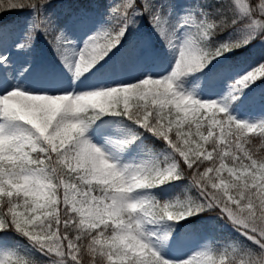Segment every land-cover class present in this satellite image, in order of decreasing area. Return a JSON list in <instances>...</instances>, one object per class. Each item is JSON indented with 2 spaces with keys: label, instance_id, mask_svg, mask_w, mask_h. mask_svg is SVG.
Returning <instances> with one entry per match:
<instances>
[{
  "label": "snow or ice",
  "instance_id": "snow-or-ice-1",
  "mask_svg": "<svg viewBox=\"0 0 264 264\" xmlns=\"http://www.w3.org/2000/svg\"><path fill=\"white\" fill-rule=\"evenodd\" d=\"M174 2L107 0L105 22L76 49L67 22L58 26L48 11L52 0H0V232H16L45 257H5L0 264H177L158 252L144 226L208 210L242 240L204 248L179 264H264V116L240 121L227 111L264 79V60L232 78L220 101L202 102L177 83L257 40L264 43V0H189L179 14ZM24 10L31 15L12 48L27 54L42 34L73 84L125 41L126 55H151L149 37L128 39L145 20L177 56L170 71L145 73L136 82L78 92L53 81L37 92L22 82L30 60L14 68L5 51L16 26L4 14ZM86 11L74 9L68 21L84 23ZM104 114L119 117L125 130L105 134L98 146L91 137ZM144 133L163 149L139 144ZM254 137L258 152L250 146ZM129 146L141 147L144 158L121 159L118 149ZM182 179L187 186L172 200L150 194ZM168 236L161 233L157 244Z\"/></svg>",
  "mask_w": 264,
  "mask_h": 264
},
{
  "label": "rangeland",
  "instance_id": "rangeland-1",
  "mask_svg": "<svg viewBox=\"0 0 264 264\" xmlns=\"http://www.w3.org/2000/svg\"><path fill=\"white\" fill-rule=\"evenodd\" d=\"M188 4L189 0H175L172 6L179 14ZM91 7L84 9L87 10V20L80 24H72L71 21H68L69 16H74L75 6L72 7L67 3L62 6L61 12H58L60 8L50 11L58 26H64L67 22L68 34L76 49L82 47L87 36L105 22L108 8L107 0L102 7L96 3H93ZM67 14L68 16L65 18ZM30 15L28 11L15 21L16 31L11 40L5 42V51L10 55L14 68L24 64L26 60H30L32 70L23 78L22 82L26 87L35 89L37 92L46 88L53 81L62 84L64 90L71 91L75 88L78 92L89 90L91 85H108L121 81L136 82L145 73H152L155 76L170 71L177 56L176 53L164 47L155 34L150 33L145 20L137 29L133 30L128 39L136 40L144 36L149 37L152 41L151 55H126L127 41H125V48H121L119 51L113 50L110 54V63L100 61L89 70V73L84 74L80 80L73 84L71 74L64 68L42 34L37 33L32 48L27 54H19L12 48V43L20 38L27 27ZM250 49L252 53L246 54L245 57L232 58L233 54H230L227 59L222 58L219 62H212L201 72L189 73L185 77H181L177 83L185 91L192 92L193 97L202 102L220 101L228 90L227 83L232 78L248 66L264 60V43L257 40L250 45ZM227 111L240 121H251L264 116V79L255 83L250 90L245 89L238 100H234L228 106ZM94 127H96V131L91 139L98 146L104 145L105 134L117 137L119 133L125 130L120 118L109 114L101 115ZM147 138H150V135L144 133L139 137V144L154 151V144L147 141ZM250 146L258 152L260 140L254 137ZM118 151L122 153L120 158L125 162H137L144 158V153L139 146H129L127 150L118 149ZM186 186L183 182L175 181L150 190V194L160 201L172 200L180 195ZM199 216H193L202 223V228L200 229V225H197L198 230L195 232L186 233L184 231L185 226L183 224L190 218L179 222L157 221L154 224L145 225L144 230L146 233L154 234L151 239L158 252L164 258L177 262V264L204 250V248H219L229 240H242V237L232 226L222 219L217 217L206 219ZM163 232H169L168 239L162 244H157V238ZM244 243L248 242L244 241ZM15 256H24L38 261L45 259L32 248L24 237L16 232L10 230L0 232V259Z\"/></svg>",
  "mask_w": 264,
  "mask_h": 264
},
{
  "label": "trees",
  "instance_id": "trees-1",
  "mask_svg": "<svg viewBox=\"0 0 264 264\" xmlns=\"http://www.w3.org/2000/svg\"><path fill=\"white\" fill-rule=\"evenodd\" d=\"M67 3L70 6H72V7H74V6L75 7H77V6H79V7L83 6V7H89L90 8L94 2H77V0H72V2H70V0H52V3L49 6V12L51 10H54L55 8H60V10L58 12H61L62 11V6L64 4H67ZM97 3L100 4V6L102 7L105 4V0H97L96 4ZM26 12H28V10H24V11H21V12H9V13H5L3 19L5 21L11 20V21H14L15 22L20 17H22L23 14H25ZM67 15L65 16V18L67 17ZM251 53L252 52H251L250 46H248L247 48L240 49L237 53L233 54L231 57L232 58H235V57L241 58V57H245L246 54H251ZM147 141H151L154 144V151L155 152L161 150V148L163 147V144L160 141H158L155 138H153L152 136H150V138H147ZM178 182H183L186 185L188 183L186 179L179 180ZM191 194L192 195H195V192L193 191V192H191ZM199 215H200L199 217L202 216V218L205 217L206 219H208V217L209 218L210 217L211 218L212 217H217L219 219H222L221 217H219V216L216 215V212L214 210H208V211L203 212V213H201ZM222 220L225 221L224 219H222ZM197 225H200V229L202 228L201 221H197L195 217L188 219V221H185L184 224H183V226H185L184 227V230H185L186 233L197 231L198 230L197 227H196ZM10 231H12V230H10Z\"/></svg>",
  "mask_w": 264,
  "mask_h": 264
},
{
  "label": "bare ground",
  "instance_id": "bare-ground-1",
  "mask_svg": "<svg viewBox=\"0 0 264 264\" xmlns=\"http://www.w3.org/2000/svg\"><path fill=\"white\" fill-rule=\"evenodd\" d=\"M110 60H111V58L106 57L105 60H103V62H108V63H110Z\"/></svg>",
  "mask_w": 264,
  "mask_h": 264
}]
</instances>
